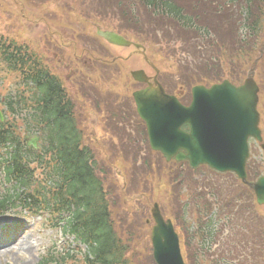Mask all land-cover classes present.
<instances>
[{"label":"trees","instance_id":"obj_1","mask_svg":"<svg viewBox=\"0 0 264 264\" xmlns=\"http://www.w3.org/2000/svg\"><path fill=\"white\" fill-rule=\"evenodd\" d=\"M126 1L141 5L152 17L167 19L173 26L171 34V28L166 31L156 27L148 35L166 42L172 38L175 44L167 45V49L174 50L173 56H177L176 49H187L181 52L186 60L179 58L176 64L180 82L185 86L211 84L228 77L238 79L240 73L236 65L242 66L253 60L262 44L259 41L264 35V0H210L206 7L194 8L193 15H188L175 0ZM207 8L209 11L214 8V16L219 17L216 26L228 24L229 27L209 28L211 20L207 18L212 16H205L203 11ZM200 11L204 13L202 18ZM204 16L206 26L201 24ZM64 17L62 14L61 18ZM134 34L138 35L137 31ZM0 65L5 78L17 80L20 85L15 96L10 94L0 100V107L6 108V119L0 122V149L8 144L17 146L7 161L6 180L15 181L19 187L13 189L14 194L8 190L0 198V212L11 206L22 207L31 214L48 215L52 228L63 225V233L73 236L74 243L87 249L78 259L74 255L76 250L59 253L54 249L48 251L39 264H154L145 224L150 209L145 214L142 205L153 197V185L160 183L159 178H162L160 160L153 165L147 159L137 158L135 152L129 153V149L135 150L132 143L136 145V141L127 137L125 128L114 131L122 140L121 152L126 154L121 170L127 173L126 185L130 188L125 195L145 197L136 201V208L125 205L124 195L109 185L110 174L105 175L106 170L98 166L97 155L87 143V138L92 139L86 127L87 115L73 102L61 81L53 77L44 56L36 49L31 51L27 46L17 44L15 39L6 40L0 35ZM260 73L263 82L264 71ZM18 122H23L21 124L28 132L45 141L46 147L39 154L29 155L20 148ZM104 132L109 135L110 126L105 125ZM48 154L54 156L53 162L57 164L51 191L45 188L44 182L34 184L30 180L32 171L28 168ZM183 178L177 175L173 181ZM164 197L169 204L168 215L178 226V231H182L189 260L191 264H197V257L205 259L221 241L222 232L213 220H205L211 209L202 206L198 208V218L194 222L187 221L190 208L186 203L180 204L181 193L174 188ZM195 210L192 209V213ZM141 213L144 214L142 217ZM218 251L212 256L216 257ZM226 252L233 253L229 248L223 254Z\"/></svg>","mask_w":264,"mask_h":264},{"label":"rangeland","instance_id":"obj_2","mask_svg":"<svg viewBox=\"0 0 264 264\" xmlns=\"http://www.w3.org/2000/svg\"><path fill=\"white\" fill-rule=\"evenodd\" d=\"M175 1L180 5L182 4L183 6H181L188 13L195 12L194 7L196 8V6L202 8L201 2L196 5L195 0ZM191 3L194 5L189 7ZM203 11L205 16H212L207 18L211 20L209 28L217 27L220 29L222 26L229 27L228 24H224L221 27L216 26L215 23L219 22V17L214 16V8L212 11L207 9ZM205 11L209 14H206ZM199 13L202 15L200 18H202L204 13L201 11ZM62 14L65 15L64 18H61ZM205 16L201 24L206 26L207 19ZM54 19L56 20L54 21ZM97 27L117 32L130 41L143 44L147 59L160 70L163 76L161 78H165L171 86L178 82V77H175L177 72L175 61H178L179 58L186 60L181 56V52L187 51V49L184 47L176 49L175 51L179 53L176 57L177 59H174L172 55L174 50L172 48L170 50L167 49V45L175 44V41L172 42V38L166 42V40L160 39L159 41L152 35H148L150 30L156 27H161L166 31L171 28V34L174 32L173 26L167 19L152 17L150 12L139 4L133 3L131 5L126 0H0V35L6 40L15 39L17 44L27 46L31 51L36 49L50 60L56 57L57 61L51 63L49 69L51 72L61 74L63 78L69 76L70 80L64 79L66 90L69 95L80 96L76 99L77 107H82L84 114L88 116V132L91 135L99 134V126L96 119L108 117L106 112L103 115H97L96 107L82 99L81 95L84 92L87 91L93 97V101L100 100L101 107L99 108L101 110L107 108L110 111L117 108L124 100L129 99L130 92L134 88V81L130 76L132 72L143 70L148 76H155V71L147 65L144 57L136 49L110 47L105 43L103 44V42H98L96 37ZM135 31H137L138 35L134 34ZM47 40H49L48 47L50 50L46 46ZM259 42L264 43V35ZM263 50V46H258L252 62H244L242 66L236 65L239 73L244 75V79L247 73L254 68V63L260 57V51ZM62 56H65L64 60ZM98 57L111 62L115 59L117 63L106 64L105 68H103L101 63H96ZM263 59L264 57L259 65L262 72L264 71ZM255 75L256 81L260 84V70L258 72L256 70ZM79 79H83L82 81L85 84L81 85L78 83ZM263 83L264 81L261 89L264 90ZM16 85L17 80L5 78V72L0 68V99L10 93H15L14 88ZM261 97L260 107L264 116V92H261ZM105 105L109 107H104ZM119 108L123 111L126 109L125 112L129 111V107ZM101 132L102 130L100 129ZM103 137H101V142L99 139L100 143L96 139L87 138V143H90L89 145L96 153L99 166L104 171L106 170L105 175L110 174L111 181L108 180L109 185L112 188H117V191L124 195L123 202L129 206V200L125 195L126 179H129V177L124 170H121L122 156L113 157L114 149L120 148L122 142L120 139L114 140L112 136ZM95 142L98 143V146ZM100 150L102 153H100ZM115 153L117 154V151ZM252 154L256 161L264 165V150H259L255 144H252ZM150 156L155 157L153 155ZM112 159L115 162L110 163ZM127 186L130 188V185ZM10 188V185L4 182L3 172L0 169V198ZM182 188V192H184L185 186ZM170 190L171 188L168 184L166 189L158 191L157 198L161 199ZM185 200L186 197H184L183 201ZM152 205V201H146L142 205V210L145 214ZM143 215L141 213V217ZM49 219L39 216L33 217L30 213L23 212L18 208L10 209L4 214L0 213V229L8 231L6 237L11 239L19 237L16 243L9 245L5 252L0 253V264H38L40 258L48 250L59 249V251H62L65 247H69L73 243V239L64 237L61 229L52 228V225L47 223ZM152 225L153 223L148 224V232H151ZM24 237L26 240L20 246ZM11 242L6 244L8 245ZM72 247L75 246L72 245ZM80 250L84 251L85 248L81 247ZM74 255L79 256L78 253Z\"/></svg>","mask_w":264,"mask_h":264},{"label":"water","instance_id":"obj_3","mask_svg":"<svg viewBox=\"0 0 264 264\" xmlns=\"http://www.w3.org/2000/svg\"><path fill=\"white\" fill-rule=\"evenodd\" d=\"M97 35L115 46H131L130 42L113 32L98 30ZM137 75L139 73L134 77ZM251 76L239 88L228 82L210 90L195 88L190 107L168 98L161 87L135 93L137 112L146 123L151 148L166 156L167 161L174 158L179 162L189 161L192 167L208 165L220 173H235L245 181L248 139L262 142L257 111L259 90ZM183 125L189 126V132L182 130ZM37 141L30 140L29 145L36 147ZM253 189L258 203L264 205V177ZM152 216L155 226L151 242L155 262L184 264L171 221L163 219L157 205Z\"/></svg>","mask_w":264,"mask_h":264},{"label":"flooded vegetation","instance_id":"obj_4","mask_svg":"<svg viewBox=\"0 0 264 264\" xmlns=\"http://www.w3.org/2000/svg\"><path fill=\"white\" fill-rule=\"evenodd\" d=\"M144 59H145V62L147 63V65H149V67H151V68L154 67L152 64H150V61L149 60H147L146 58H144ZM101 62L102 61L99 59V62L98 63H101ZM139 71H143V70H139ZM159 76H160V74L158 75L157 78H155V76L154 77H149V76L148 77H144L143 75H137L138 81L136 80V82H135L136 89L142 90L144 88H147L148 86H152L154 84L155 80H158L159 79ZM173 94H174V96L178 97V99H180V98H186V95H187L186 92L184 90L180 89V88H178L175 91H173ZM129 131L131 132V135L132 134H135V132L136 133L138 132V130L135 129L134 128V125H132V124H130ZM143 140H145L144 137H143ZM143 140H142V142H143Z\"/></svg>","mask_w":264,"mask_h":264},{"label":"bare ground","instance_id":"obj_5","mask_svg":"<svg viewBox=\"0 0 264 264\" xmlns=\"http://www.w3.org/2000/svg\"><path fill=\"white\" fill-rule=\"evenodd\" d=\"M25 237H27V236H25ZM25 237H24V238H25ZM24 238L22 239V241H21V243H20V246L23 245L24 241L26 240V238H25V239H24ZM2 252H5V250L3 249V250L0 251V253H2Z\"/></svg>","mask_w":264,"mask_h":264}]
</instances>
